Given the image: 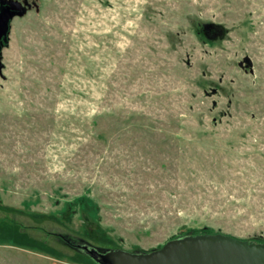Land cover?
Returning a JSON list of instances; mask_svg holds the SVG:
<instances>
[{"label": "rangeland", "instance_id": "obj_1", "mask_svg": "<svg viewBox=\"0 0 264 264\" xmlns=\"http://www.w3.org/2000/svg\"><path fill=\"white\" fill-rule=\"evenodd\" d=\"M13 1L0 264L264 239V0Z\"/></svg>", "mask_w": 264, "mask_h": 264}, {"label": "water", "instance_id": "obj_2", "mask_svg": "<svg viewBox=\"0 0 264 264\" xmlns=\"http://www.w3.org/2000/svg\"><path fill=\"white\" fill-rule=\"evenodd\" d=\"M1 1L4 4L0 5V71L3 67L1 50L8 41L10 21L26 12V7L17 1ZM245 62L252 65L248 57ZM79 246L98 264H264V241L240 239L225 233L188 234L144 253L103 250L88 244Z\"/></svg>", "mask_w": 264, "mask_h": 264}, {"label": "trees", "instance_id": "obj_3", "mask_svg": "<svg viewBox=\"0 0 264 264\" xmlns=\"http://www.w3.org/2000/svg\"><path fill=\"white\" fill-rule=\"evenodd\" d=\"M202 233H215V232H212V231L209 230V231H203V232H193L191 235H197V234H202ZM186 235H188V234H186ZM250 240H254V241H257V242H263L264 241V239H261V238H253V239H250ZM8 241L14 242L13 239H9V238H8ZM67 242L70 243L68 240H67ZM77 249L80 250L81 253H83V255L85 257H87L88 259H90L93 264H98L92 258H90L87 254H85L81 249H79V248H77Z\"/></svg>", "mask_w": 264, "mask_h": 264}, {"label": "flooded vegetation", "instance_id": "obj_4", "mask_svg": "<svg viewBox=\"0 0 264 264\" xmlns=\"http://www.w3.org/2000/svg\"><path fill=\"white\" fill-rule=\"evenodd\" d=\"M5 1H6V0H5ZM5 1H4V2H5ZM1 2H2V1L0 0V5H3L4 3H3V2L1 3Z\"/></svg>", "mask_w": 264, "mask_h": 264}]
</instances>
